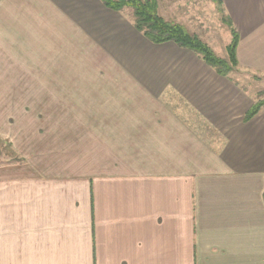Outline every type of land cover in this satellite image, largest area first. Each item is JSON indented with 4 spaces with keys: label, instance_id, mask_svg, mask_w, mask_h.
Listing matches in <instances>:
<instances>
[{
    "label": "crops",
    "instance_id": "1",
    "mask_svg": "<svg viewBox=\"0 0 264 264\" xmlns=\"http://www.w3.org/2000/svg\"><path fill=\"white\" fill-rule=\"evenodd\" d=\"M220 1L227 76L101 0H0V264H264V0Z\"/></svg>",
    "mask_w": 264,
    "mask_h": 264
},
{
    "label": "trees",
    "instance_id": "2",
    "mask_svg": "<svg viewBox=\"0 0 264 264\" xmlns=\"http://www.w3.org/2000/svg\"><path fill=\"white\" fill-rule=\"evenodd\" d=\"M107 7L121 11L123 9H131V18L134 28L140 32L147 40L154 44L164 42H174L179 47L187 48L193 51L208 66L213 68L220 75L227 76L233 68L237 66L235 50L238 43V34L231 26L229 18H223L226 25L229 26L231 40L226 46L227 57H219L210 46L202 41L197 35L190 34L186 29L173 22L166 21L158 14L157 0H101ZM219 9L220 0H212ZM263 108L264 99L256 101L251 109L245 115L248 120ZM264 200V193H263Z\"/></svg>",
    "mask_w": 264,
    "mask_h": 264
},
{
    "label": "rangeland",
    "instance_id": "3",
    "mask_svg": "<svg viewBox=\"0 0 264 264\" xmlns=\"http://www.w3.org/2000/svg\"><path fill=\"white\" fill-rule=\"evenodd\" d=\"M125 10L129 13L132 11L129 8ZM185 11L189 12L188 16L185 15ZM158 14L169 22H180L184 25L187 22L189 30H193L195 35H200L206 42L213 45L215 49H223L224 45L231 40L230 28L223 21V13L210 0H159ZM186 31L188 30L186 29ZM236 68H233L230 73H233ZM239 81L246 88L249 87L247 82ZM250 81L249 90H252L253 87V90H256L257 100H263L264 81H258V79L253 78Z\"/></svg>",
    "mask_w": 264,
    "mask_h": 264
}]
</instances>
